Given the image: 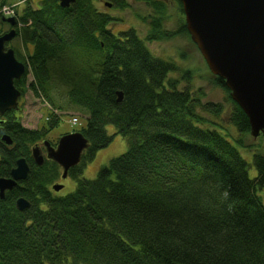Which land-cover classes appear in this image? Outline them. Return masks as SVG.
I'll list each match as a JSON object with an SVG mask.
<instances>
[{"label": "trees", "instance_id": "trees-1", "mask_svg": "<svg viewBox=\"0 0 264 264\" xmlns=\"http://www.w3.org/2000/svg\"><path fill=\"white\" fill-rule=\"evenodd\" d=\"M98 1L74 0L62 8L59 0H39L16 15L23 52L13 51L32 80L26 87L24 76L14 86L55 110L86 112L80 133L88 148L68 172L75 190L50 194L60 168L48 160L36 166L31 157L48 130L24 128L9 113L0 118V178H8L20 158L29 167L25 181L0 200V264H264L258 194L264 136L257 138L261 145L248 141L247 117L220 78L214 77L227 108L166 82L176 66L154 57L146 44L189 36L184 18L169 32L163 29L165 4L138 0L156 14L145 38L132 29L113 34L115 19L95 7ZM102 1L128 6L126 0ZM3 26L0 16V35ZM60 115L50 113V128ZM107 126L127 150L95 179H84L82 167L111 141ZM240 150L251 153L255 177L249 178ZM18 197L28 209L15 208Z\"/></svg>", "mask_w": 264, "mask_h": 264}, {"label": "water", "instance_id": "water-1", "mask_svg": "<svg viewBox=\"0 0 264 264\" xmlns=\"http://www.w3.org/2000/svg\"><path fill=\"white\" fill-rule=\"evenodd\" d=\"M74 0H59L66 8ZM181 4L186 30L196 46L209 72L224 81L230 98L247 117L249 134L256 139L264 136V0H178ZM107 7L111 5L105 3ZM12 29L0 36V116L18 109L20 91L14 81L20 80L26 67L19 62L12 49L5 44L15 37L14 18L3 19ZM117 102L122 93L117 92ZM6 145L11 141L2 137ZM47 160L57 164L64 180L70 169L76 167L83 152L88 148L87 139L79 132L62 135L55 147L43 144ZM33 162L43 164L38 146L31 151ZM29 168L24 159H19L8 178H0V198L5 192L25 181ZM60 184L51 189L58 192ZM18 211L29 207V202L20 197L15 201Z\"/></svg>", "mask_w": 264, "mask_h": 264}, {"label": "rangeland", "instance_id": "rangeland-1", "mask_svg": "<svg viewBox=\"0 0 264 264\" xmlns=\"http://www.w3.org/2000/svg\"><path fill=\"white\" fill-rule=\"evenodd\" d=\"M23 1V4L20 2ZM38 0H0L3 6L17 7L19 13L24 6L29 2L34 8L38 6ZM165 4V12L163 16V29L175 32L179 24V17L183 16L178 10V5L175 0H156ZM127 7L117 9L113 7L106 8L102 2H95V7L101 12H105L112 16L115 21L110 24V31L116 34L121 31L134 30L140 38H145L149 31L150 25L148 21L151 16L156 17L154 9L147 6L144 2L138 0H126ZM5 24V23H4ZM3 31L6 30V25L3 26ZM10 46V47H9ZM9 48H17L23 52V47L18 38L13 39L9 43ZM148 50L154 57L165 61H171L176 69L169 72L166 82H176V89L182 90L188 88L190 95L203 96L200 98L201 102L221 103L226 108L225 103L226 92L216 84L213 76L204 60L202 59L196 46L191 42L189 36L184 34H175L169 40L152 41L146 44ZM27 73V72H26ZM32 78L27 73L25 76V85L28 87ZM53 110V111H52ZM58 113L60 115L57 126L50 128L47 124L50 113ZM19 118V123L22 127L30 130H48L44 138L50 143H55L62 135L70 134L72 132H79L85 129L87 123V114L84 111H58L53 109L43 99L36 98L32 92L27 91L21 99L20 111L16 114ZM74 118H77L74 122ZM106 133L111 136L110 143L96 152L94 158L87 162L82 167L81 177L87 180H93L97 176L98 171L106 166L109 161L115 157L120 156L127 150V144L124 138L115 134L114 128L107 126ZM249 138V142H252ZM263 139H254L255 144H262ZM242 157L248 163V176L253 178L256 171L251 163V153L240 150ZM61 181V182H60ZM57 180L55 183H61L63 189L57 194L58 196H65L73 192L76 188V181L70 176L66 179ZM264 204V188L258 192Z\"/></svg>", "mask_w": 264, "mask_h": 264}, {"label": "flooded vegetation", "instance_id": "flooded-vegetation-1", "mask_svg": "<svg viewBox=\"0 0 264 264\" xmlns=\"http://www.w3.org/2000/svg\"><path fill=\"white\" fill-rule=\"evenodd\" d=\"M38 2H39V0L37 1V4H38ZM98 2H102L103 3V1L102 0H99ZM24 2L23 1H21L20 2V4H23ZM29 2H27V4H28ZM26 4V5H27ZM25 5V6H26ZM24 6V7H25ZM24 10V8L18 13V15L22 12ZM17 18V17H16ZM4 25H6V30L5 31H3V33H5V32H8L10 29H12L7 23H5ZM16 26H17V24H16ZM16 28V27H15ZM14 28V29H15ZM16 37H14L13 39H15ZM12 41V40H11ZM10 41V42H11ZM10 42H8V43H6L5 44V48L6 49H9V43ZM9 46V47H8ZM12 49V48H11ZM26 71H27V69H26ZM24 76H26V72H25V75ZM23 76V77H24ZM22 79V78H21ZM20 79V80H21ZM25 95V94H24ZM24 95H21V97H20V99H19V101H18V109H16V110H10V111H8V112H6V113H4L3 114V116L2 117H0L2 120H5L6 119V115L9 113V114H11L16 120H18L19 121V118L18 117H16L17 115V113L20 111V104H21V99H23V96ZM4 136H7V135H4ZM3 137V136H2ZM2 137H1V141H2ZM46 137V136H45ZM3 142V141H2ZM44 142H48L47 140H45V139H43L40 143H38L37 144V146L39 147V149H40V152H41V155H42V157H43V162L44 161H46L47 160V158H46V152H45V149H44V146H43V144H44ZM57 142V141H56ZM56 142L55 143H50V142H48L52 147H55V145H56ZM4 143V142H3ZM36 146V145H35ZM18 185H19V183H18ZM52 186V185H51ZM51 186H50V188H49V193L50 194H53L54 192L51 190ZM6 193V192H5ZM4 197H5V195H4ZM4 197L3 198H0V200H3L4 199ZM18 198H20V197H18ZM17 198V199H18ZM16 199V200H17ZM16 208V207H15ZM20 212H22V211H20Z\"/></svg>", "mask_w": 264, "mask_h": 264}, {"label": "built area", "instance_id": "built-area-1", "mask_svg": "<svg viewBox=\"0 0 264 264\" xmlns=\"http://www.w3.org/2000/svg\"><path fill=\"white\" fill-rule=\"evenodd\" d=\"M1 13L3 15H5V16L13 15L12 9L11 8H7V7L2 8ZM74 122H75V120H74Z\"/></svg>", "mask_w": 264, "mask_h": 264}]
</instances>
